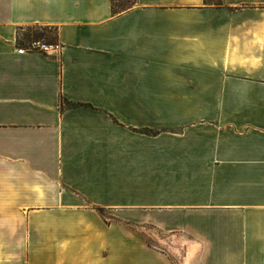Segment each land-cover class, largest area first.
Listing matches in <instances>:
<instances>
[{
	"label": "crops",
	"instance_id": "0c3cea01",
	"mask_svg": "<svg viewBox=\"0 0 264 264\" xmlns=\"http://www.w3.org/2000/svg\"><path fill=\"white\" fill-rule=\"evenodd\" d=\"M0 264H264V0H0Z\"/></svg>",
	"mask_w": 264,
	"mask_h": 264
},
{
	"label": "rangeland",
	"instance_id": "374dc122",
	"mask_svg": "<svg viewBox=\"0 0 264 264\" xmlns=\"http://www.w3.org/2000/svg\"><path fill=\"white\" fill-rule=\"evenodd\" d=\"M36 34H43V38H35ZM56 32L53 28L49 27H33L26 30V36L30 40L41 39L46 43H50L55 39ZM109 217V215H106ZM110 222L111 220H107ZM157 220L153 221H132V220H122V224L138 231L142 234L146 242L165 253V245L167 244H177V241L168 232H165V227L160 224Z\"/></svg>",
	"mask_w": 264,
	"mask_h": 264
},
{
	"label": "built area",
	"instance_id": "2783aa9c",
	"mask_svg": "<svg viewBox=\"0 0 264 264\" xmlns=\"http://www.w3.org/2000/svg\"><path fill=\"white\" fill-rule=\"evenodd\" d=\"M58 49V44L56 43H46L41 39H33L28 42L27 47L18 49L20 53L23 52H41L45 54H52Z\"/></svg>",
	"mask_w": 264,
	"mask_h": 264
},
{
	"label": "trees",
	"instance_id": "16d2710c",
	"mask_svg": "<svg viewBox=\"0 0 264 264\" xmlns=\"http://www.w3.org/2000/svg\"><path fill=\"white\" fill-rule=\"evenodd\" d=\"M35 38H43V34H36ZM51 42H53V41H51Z\"/></svg>",
	"mask_w": 264,
	"mask_h": 264
}]
</instances>
